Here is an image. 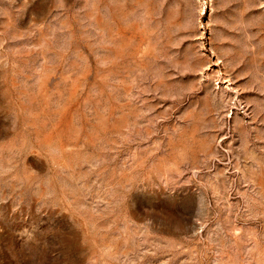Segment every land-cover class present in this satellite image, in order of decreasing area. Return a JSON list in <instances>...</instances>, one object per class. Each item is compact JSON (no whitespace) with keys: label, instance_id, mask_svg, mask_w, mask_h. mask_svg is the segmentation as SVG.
I'll return each instance as SVG.
<instances>
[{"label":"rangeland","instance_id":"rangeland-1","mask_svg":"<svg viewBox=\"0 0 264 264\" xmlns=\"http://www.w3.org/2000/svg\"><path fill=\"white\" fill-rule=\"evenodd\" d=\"M0 264H264V0H0Z\"/></svg>","mask_w":264,"mask_h":264}]
</instances>
